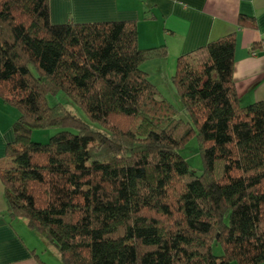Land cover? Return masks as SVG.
Here are the masks:
<instances>
[{"label": "trees", "instance_id": "1", "mask_svg": "<svg viewBox=\"0 0 264 264\" xmlns=\"http://www.w3.org/2000/svg\"><path fill=\"white\" fill-rule=\"evenodd\" d=\"M236 42L178 57L185 119L142 67L168 47H141L136 20L55 23L50 0H0V95L19 111L0 161L8 216L62 264L263 263L264 101L240 100ZM60 90L91 122L49 102ZM193 134L201 172L179 150Z\"/></svg>", "mask_w": 264, "mask_h": 264}, {"label": "crops", "instance_id": "2", "mask_svg": "<svg viewBox=\"0 0 264 264\" xmlns=\"http://www.w3.org/2000/svg\"><path fill=\"white\" fill-rule=\"evenodd\" d=\"M50 13L55 23L136 20L141 47H168V55L142 63L159 88L164 81L172 85L181 54L236 32L234 79L240 100L264 101V0H50ZM18 115L0 95V161L14 139ZM50 246L25 219L8 216L0 177V264H62Z\"/></svg>", "mask_w": 264, "mask_h": 264}, {"label": "rangeland", "instance_id": "3", "mask_svg": "<svg viewBox=\"0 0 264 264\" xmlns=\"http://www.w3.org/2000/svg\"><path fill=\"white\" fill-rule=\"evenodd\" d=\"M177 63V62H176ZM158 71V70H157ZM175 71V70H174ZM173 81V73L171 74V82ZM168 81H164L162 83V87L159 88L160 92L178 109L177 115L187 119V115L185 111L182 109V102L180 100V96L177 92L176 85L174 84V81L172 82V85L170 83H167ZM48 100L51 104L62 102L65 104L69 109H71L73 112L77 113L79 116H81L84 120L91 122L90 118L86 114V112L83 110V108L78 105L74 100L71 99V97L63 90H60L56 93H50L48 95ZM64 129L63 127H37L33 129L32 132V139L35 141H47L53 134L56 132ZM71 130L76 132V129L70 128ZM198 138L197 135L191 136L189 140L186 142V144L182 147H180V152L185 156L187 159L189 165L194 170H197L198 172H201L203 169V161L201 158V154L199 152V144H198ZM54 247V246H53ZM50 246V249L57 254V250ZM214 252L217 255L222 254L223 250L221 245L214 244Z\"/></svg>", "mask_w": 264, "mask_h": 264}]
</instances>
